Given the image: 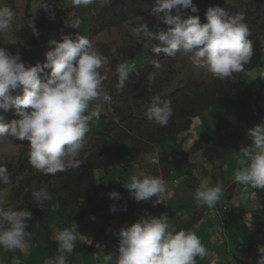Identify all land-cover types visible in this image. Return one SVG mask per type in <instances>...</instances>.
Here are the masks:
<instances>
[{
  "label": "clouds",
  "instance_id": "9594fccd",
  "mask_svg": "<svg viewBox=\"0 0 264 264\" xmlns=\"http://www.w3.org/2000/svg\"><path fill=\"white\" fill-rule=\"evenodd\" d=\"M66 2L68 3V0ZM92 3L93 0H72V4L77 7H86ZM157 3L158 6L152 9L150 15L163 25L156 31L150 30L147 22L138 23L135 27L130 25L131 32L138 42H141V37L158 41L159 43L152 48L154 54L163 53L171 58H175L178 54L188 57L195 67L207 71L216 79L224 80L231 78L233 73L244 71V66L253 55V45L249 39L251 32L243 13L229 15L224 8L209 7L205 13L207 23L201 24L198 15H189L187 19H182L184 10H190L191 13L199 11L193 4V0H157ZM14 18L15 12L10 7L0 6V33L11 28ZM136 19L142 20L141 17ZM78 24L79 21L71 26L76 28ZM164 25L170 27L163 28ZM28 26L32 29L33 35H39L31 20L28 21ZM72 35L75 39L65 35L61 42L52 41L51 44L54 47L45 53V62L28 68L21 61L19 53L14 55L0 47V110L6 112L14 108L16 116L19 117L14 119L15 116L10 122L4 123L3 117L0 116V140L23 141L19 157L23 153L25 141H29V162L45 177L75 173L77 171L73 169L81 167L89 159L93 160L92 168L96 185L89 193V200L80 199L77 204H71L66 211H62L61 205L66 206V203L56 199L52 214L48 218L51 227V217L63 218L67 211L70 213L82 202L92 204L94 191L108 186L107 179L111 168L109 162H106L105 154L110 149L116 151L117 144L133 146V143L139 140L114 142L118 136L114 138L101 154L100 161L105 159L103 162L105 165L86 153L85 138L90 131V121L100 117L99 108H92V102L101 98L105 101L110 99L103 91L105 77L99 71L108 63V59L93 49L90 38L87 36L76 35L74 31ZM153 63L156 69L163 67L160 61ZM134 69V65L127 63L118 65L116 69L119 77L118 89H123L129 74ZM46 70H50V73ZM17 90L19 94L14 95L13 93ZM136 99L141 98L137 96ZM151 99L145 116L150 123L162 129L168 122H172L170 120L173 115L171 100H162L159 96ZM137 100L130 101L128 104L132 106L134 117L143 116V113L136 111L132 105ZM125 106V103L113 101L111 108L113 113L110 114L109 120L118 124L122 123L120 109ZM205 114L206 112L202 116L204 117ZM107 116L105 115L106 119ZM230 117L233 118L231 115ZM260 122L257 121L256 123L259 124L256 125L254 123L255 126L251 125L254 127L247 132L251 145L242 149L247 166L237 169L233 175L234 181L244 186V192L241 195L243 200L247 199L249 187L264 189V122ZM180 134H177V137ZM150 139L164 141L155 136ZM201 141L203 144L204 139ZM118 158L119 161H116V164L119 171L128 169L125 158L121 156ZM19 163L18 158L16 167L7 164L8 169L4 164L0 165V189L4 187L10 189L9 202H11L13 182L10 169H16ZM59 184L60 179L53 178L48 182L47 187H56ZM115 185L121 195L119 206L110 209L112 216L109 223L115 221L110 226L111 230L120 221L116 217L123 218L127 207L138 206L136 215L130 218L132 225H125L117 233L119 243L116 248L115 264H196L197 256L204 258L208 255L207 249L195 231L169 230V219L166 214L141 218L140 207L145 200L155 196L157 199L153 202L154 206L163 202L161 197L166 192V184L162 178L145 175L139 179L132 176L130 182L124 185L123 177H121ZM222 192L220 182H217L215 187H209L205 180L194 191L195 202L212 208L220 200ZM32 196L37 207L41 209H44L46 201L52 199L46 187L33 190ZM109 198L119 199V193L112 192ZM54 208L60 210L54 211ZM30 219H32L30 211L0 208V248L5 251L26 250L31 235L26 230ZM134 219L136 222L133 223ZM76 237V230L59 231L54 237L58 242V255L54 258H46L44 264H69V257L75 252ZM105 259L111 262L113 254H107ZM13 264H21V261L19 258H13ZM256 264H264V246L258 247Z\"/></svg>",
  "mask_w": 264,
  "mask_h": 264
},
{
  "label": "crops",
  "instance_id": "0c3cea01",
  "mask_svg": "<svg viewBox=\"0 0 264 264\" xmlns=\"http://www.w3.org/2000/svg\"><path fill=\"white\" fill-rule=\"evenodd\" d=\"M257 72L259 74L255 75V78L253 77L254 75H249L248 78L258 83L255 91L256 95L263 96L264 66L259 68L255 73ZM242 84L246 87L244 81ZM242 88V92L239 91L240 95L245 94L248 96L245 91L249 88ZM256 102L257 104L254 106V110L257 115L261 116L259 118L261 119L264 117V104L259 98L256 99ZM225 103L230 110L234 111L231 108L232 101L230 98ZM242 103L244 107L241 106L242 109L238 111H242L245 106H249L245 100ZM254 116L252 115V118ZM211 120L213 126L209 125ZM216 122H219L218 119H214L213 117L209 118L206 115L202 123L199 124V139L196 140L201 141L206 136H209L208 140H210L211 136L215 140L222 138L223 142L226 140L227 143L225 145L227 151L225 150L224 154L232 156L226 159L224 164L218 161L223 159V157L216 159L211 155L210 161L206 159L204 151H199L203 153L205 162L203 161L198 165H196L197 163H194V165L190 164L192 168H195L194 171L190 172L187 168L180 165L183 158L187 159L186 156L189 151L185 145L182 147L178 141L174 142L170 139L164 141L139 140L137 143H134L133 146H137L140 157H137L138 154H136L137 156L131 154L126 156L125 161L130 159L134 160L129 161L126 164L128 169L122 171H119L115 161V155L123 157L119 153V149H116L113 154L110 151L106 153V162H109L111 168L110 175L107 179L108 186L94 191V201L92 204L82 202L79 206L74 207L70 213L67 211L64 214V218H58L56 216L50 218L52 229L57 232L64 229L76 230V247L77 245L91 246V250L87 254L78 255L69 264H110L105 259V256L112 253L113 257H115L117 255L116 248L119 243L117 235L119 228L115 225V228L111 230V227L108 226L112 212L110 209L117 208L120 204L121 193L116 190L115 184L121 177H123V183L125 185L130 182L132 176L142 179L145 175L162 178L166 184V192L161 197L163 202L158 205H153V202L157 199L155 196L145 200V203L140 207L142 209L140 214L141 218H148L149 216L159 217L161 214H166L169 219V230L179 231L183 229L195 231L201 243L208 251V255L204 258L196 257V264H242L238 258V254L232 255L226 245V243H230L232 238L235 243L237 241L244 249L248 250L246 255L248 258L245 259L244 264L257 262V250L253 246L245 247L242 240L246 238L243 239L240 232L243 227L248 226L246 224L249 223L247 220L248 215L253 218V222L251 223L252 230L253 225L264 222V189H253L249 187L247 199L243 200L241 199V195L244 192V186L236 183L233 178L234 172L237 169L247 166V160L243 157L242 149L245 148L244 145L247 147L251 145V139L247 135L249 126L246 125L247 127H245L241 122L237 121L235 123L233 119L238 130H227L225 134H221L219 128L223 129L224 127H221L220 122L218 124ZM256 122H254L255 125L259 124ZM238 141H240L239 147L237 145ZM208 142L205 140L204 144H208ZM195 143L196 141L194 140L192 149L196 146ZM205 180L208 182L209 187H215L217 182H220L223 188L220 200L212 208L204 204L198 205L195 202L194 191ZM123 188L125 187L123 186ZM126 191L128 190L126 189ZM112 192L119 193V199H110L109 194ZM88 205H92L90 210L86 208ZM71 214L74 216V219H67L68 215ZM253 231L254 235L259 234L256 230ZM105 238L109 243L104 242ZM95 240L98 241L94 245L93 242ZM28 247L31 249L29 251L27 249L20 251L22 252L20 256L18 255V250L6 253L10 258L7 264H13V258H19L21 264H44L45 259L48 258V252L43 249L39 250L37 245L32 243L31 239L28 240ZM94 250L97 251L95 253L96 256L92 254ZM236 251L235 248V253ZM27 253L30 255H27ZM31 259L34 261L31 262Z\"/></svg>",
  "mask_w": 264,
  "mask_h": 264
},
{
  "label": "rangeland",
  "instance_id": "374dc122",
  "mask_svg": "<svg viewBox=\"0 0 264 264\" xmlns=\"http://www.w3.org/2000/svg\"><path fill=\"white\" fill-rule=\"evenodd\" d=\"M113 0H93V3L88 6H74L72 4V0H68V7L70 8L69 11L66 14H60L57 11H54L55 5L57 0H0V6H8L15 12V18L12 22V26L9 30L0 33V47L5 48L12 54L19 53L20 57L22 56V46L28 42H30L34 39L35 35H33L32 29L28 26V23H26L28 20H31L35 28L37 29L38 33H43L45 36L51 34L52 36H57V33L59 32V28H63V31L65 33L61 32L60 38H62L65 35H68L75 39V37L72 35L73 29L71 28V25H74V22L77 21L76 13L77 10L80 11V19L82 24V34L83 36H86V31L90 29L94 16L100 12L101 9L107 7ZM206 2V0H204ZM208 1H219V6L221 8H224L228 13L229 10L232 11L233 8L237 9V13H243L246 17V20H249L250 23L254 22V19L257 18L256 15V6L253 5V0H208ZM47 5V7H45ZM49 7H52L53 10L49 11ZM74 9V10H73ZM29 14L31 18L29 19ZM51 14V15H50ZM251 15V16H250ZM141 17L142 20H137L136 17H130L127 19H120L116 20L113 24L107 23V29L101 30L98 32H95V34L90 37V42L93 45V49L102 53L104 56L107 57L108 63L105 64L100 70L104 71L105 79L103 81V91L108 95L109 89H110V83H112L113 76L116 74V69L118 65L122 63H127L129 65H134L135 69L143 65H148L151 59V55H153L155 58L160 59V62H162L163 67L161 69H151L153 71V74L151 77L149 75H145L144 79V87L142 91H139L140 93H143L145 98L138 99L136 103H132L134 109L136 111H141L143 113V117H139L137 121H135V125L140 129V133L142 135H145L147 132L155 133L160 128H158L157 125L150 123L145 117V112H147L148 107H150V99L156 96H159L162 100H171L169 99V95L173 92L180 91L181 89H184L186 86L190 85L194 81H209L213 82L214 80H220L214 78L210 73L207 71L195 67L190 59L185 56L177 55L175 58L166 57L163 53L160 54H154L152 51V48L154 45L158 44L159 42H153L152 40L145 39L143 37L140 38L141 42L137 41V38L132 34L130 25L133 27L136 26L138 23L147 22L149 26H153L158 30V27L161 28L163 23H158L156 18L150 14L137 16ZM34 20H38L42 23V26H39L35 24ZM107 22H111V20H108ZM61 23V25H59ZM148 41V42H147ZM151 54V55H150ZM161 57V58H160ZM156 59V60H158ZM264 61V59H263ZM134 69V70H135ZM164 70L166 72L163 77L166 79V81L162 82H156L157 76L159 73ZM241 73L238 72L236 75H240ZM250 75H258L259 73L250 72ZM248 75L243 76V81L246 84V87L243 84L237 85V90L242 92L243 88H249L247 89L246 96L245 94H242L238 96L240 101H232V110H225L224 106L227 105H216L212 107L207 114L209 118L213 117L214 119H218V121L221 123V128H219V132L221 134H225V131H237L238 128L235 126L233 122V118L230 117L232 115L237 116H248L251 117L252 110H254V106H256L257 102L256 99L259 98V100L264 104V95L257 96L256 86L257 82L254 80H251V78ZM236 79L235 77H233ZM229 79V78H228ZM228 81V80H227ZM109 88V89H108ZM251 96H250V95ZM229 99V98H228ZM152 100V99H151ZM245 100L249 106H245V108L242 111L241 106L244 107L242 101ZM99 108L100 111V117L99 119H96L95 121H92V126L90 131L86 134V145L85 148L87 149L86 153L91 157L92 159L99 160V162H102L101 164L105 165V159H102L100 161L101 154L103 150L107 148L109 143L113 141L114 138H116L120 133L123 131L122 123H116L113 121H110V114L113 113L112 111V100H103V98L92 102V108ZM247 108V109H246ZM242 113V115H240ZM105 115L107 116V119L104 118ZM113 116H116L113 114ZM204 117H200V119H195L193 121L192 128L187 131L183 132L178 136V143L182 145H185L186 149L189 151L187 153V159L183 158L181 162V166L184 168H187L190 172L194 171L195 168H192L190 164L202 163L205 159L203 157V153L199 151H195L192 149V145L194 146V140L199 139V124H201V119H204ZM19 117L16 116L14 119H18ZM219 122H216L218 124ZM107 123L108 126L105 128L104 134H97L104 128V124ZM236 123V121H235ZM209 125L213 126L212 120L210 121ZM253 126H250L249 129H251ZM144 141H153L154 139H142ZM217 140V139H216ZM215 138L211 136L209 142L211 144L215 143ZM222 144L227 143L226 140ZM173 141V140H172ZM175 142V141H174ZM239 142H237V145L239 147ZM22 143L23 141L15 140L13 139L12 142H10L7 139L0 140V165L3 164H9L13 167H16L17 160L20 155L21 149H22ZM137 143V142H135ZM178 144V145H179ZM134 145V143H133ZM245 148L247 147L244 145ZM116 149H119V153L122 154V156L125 158L128 155H134L137 157H140L137 146H129L128 144H124L123 146L115 145ZM182 150V149H181ZM110 152L113 154V150L110 149ZM232 155H223V159L218 160L219 162L224 164V161L228 158H231ZM134 159L127 160L126 162L129 163ZM115 161H119V158L117 155H115ZM205 162V161H204ZM76 169V168H75ZM210 169V167H209ZM216 182V180H215ZM9 196H10V189L4 187L3 189H0V208H4L5 206H16L17 204H25L22 201H13L9 202ZM225 199V198H224ZM74 205V203H72ZM92 205H88L86 208L91 209ZM250 209V208H249ZM60 209L54 208V211H58ZM55 215V213H54ZM112 216V215H111ZM64 218V217H63ZM67 219L72 220L74 219V216L68 215ZM250 215L247 216V220L249 223H246L248 226L243 227V229L240 232L241 237L245 240H242L245 247L253 246L255 250H258V247L264 246V222H261L259 224L253 225V230H256L259 234L254 235L253 230L251 228V223L253 222ZM136 222V220H133V223ZM72 223V222H71ZM70 223V224H71ZM114 223V221H111L108 223V226H111ZM261 225V226H260ZM125 225L122 223L120 224L119 230L124 227ZM260 226V227H259ZM28 232H30V238L32 243L37 245L39 250H46L45 245V238L43 235H41L40 230L37 226H28L26 229ZM53 230V229H52ZM119 232V231H118ZM58 232L56 230L52 231V240H55V235ZM232 234L231 232H229ZM33 236V237H32ZM35 236V237H34ZM256 238V239H255ZM28 239V240H29ZM106 240V238H105ZM227 247L230 249V253L232 255L238 254V258L242 264H244L245 259L248 257L242 254L241 249L242 246L240 243H235V241L232 240L230 243H226ZM236 248V253H235ZM31 248L28 247L27 250L29 251ZM110 250V249H108ZM19 256L20 250H18ZM97 251H92V254L96 256ZM27 255H30L27 253ZM15 257V255H13ZM253 258V256H252ZM10 258L5 253L0 258V264H7L8 260ZM244 259V260H242ZM100 260V259H99ZM34 260L31 259V262ZM243 261V262H242ZM11 262V261H10ZM85 262V261H84ZM101 262V260H100ZM253 264H256L253 263Z\"/></svg>",
  "mask_w": 264,
  "mask_h": 264
},
{
  "label": "trees",
  "instance_id": "16d2710c",
  "mask_svg": "<svg viewBox=\"0 0 264 264\" xmlns=\"http://www.w3.org/2000/svg\"><path fill=\"white\" fill-rule=\"evenodd\" d=\"M218 3L220 2L193 0V4L198 8L199 11L197 13H191L190 10H184V16L182 19H187L189 15H198L201 24L207 23L205 17L207 9L209 7L219 6ZM253 5L256 6L255 11L257 18L254 19V22L252 23H250L249 20H245L251 32L249 39L252 41L253 55L251 60L244 66V71L240 72V75L233 73L232 77L229 79L226 78L224 80H214L213 82L194 81L184 89L171 93L169 95V99H171V106L173 108V115L170 118L172 122H168L167 126H163L162 129L156 131L155 133L147 132L145 135H142L139 132L140 129L135 125V121H137L139 117L143 116L134 117L131 110L132 106H129L128 104L130 101L137 100V96H139L141 99L145 98L144 94L139 92L142 91L144 87L145 75L153 74V71L151 70L155 68L153 62L160 61V59L155 58L150 54L153 58L151 59L152 61H150L148 65H145L144 63L143 65L138 66L133 72H131L129 74L128 80L125 83V86L121 90L117 87L119 77L116 72V74L113 76L112 83H110V89L108 88V96L110 97L109 100H112V102L117 100L118 102L125 103L126 106L120 109V118L123 123V131L118 135L117 139H114V142H125L127 140L135 141L138 139L142 140V138L149 139L150 137L154 136L161 138L162 140L171 139L176 141L177 134L190 130L193 120L195 118L201 117L213 106L218 104L226 105L225 102L228 100V98L234 102L237 100L240 101L238 98L240 93L237 90V85L242 84L243 76L248 75L251 71H257L259 68L263 67L264 64V0H253ZM156 6H158L157 0H113L107 7L101 9L100 12L94 16L90 29L85 32L86 36L87 38H90V36H93L95 32L106 30L107 23L113 24L116 20L150 14L152 9ZM69 9L70 8L68 7L66 0H57L54 11H57L60 14H66ZM52 10L53 8L49 7V11ZM237 12L238 10L233 8L232 11L229 10V15L237 14ZM76 17L77 21H79L78 27L71 28L76 33V35H82L81 32L83 31V28L79 10H77ZM30 18L31 16L29 14V19ZM108 20H111V22H107ZM28 21L26 23H28ZM77 21H75L74 24ZM34 22L35 24L42 26V23L38 20H34ZM59 25H61V23H59ZM148 27L150 30H157L153 26L148 25ZM167 27L170 26H163V28ZM58 30L59 32L57 33V36H52L51 34L45 36L41 32L39 35H35L30 44L26 42L22 46L21 61L25 64L26 68L35 66L37 63L43 64L45 62V53L49 50H52L54 47L51 42L62 41L60 35L61 32L65 33V31H63V28H59ZM152 41L156 42L154 40ZM46 71L50 73V70ZM99 71L101 75L105 77L106 74L104 71ZM164 72L166 71L162 70L159 75H156V82L166 81V79L163 77V75L166 74ZM13 94H19V90ZM114 108L116 110L118 109V107ZM225 110L227 111L230 109L225 106ZM15 112L16 110L14 108H11L6 112L4 110H0V116L3 117V122H10L12 118L16 116ZM252 114L255 115L254 118H252V116L235 117L236 115H234L233 118H235L238 122H241L245 127H247L246 125L250 127L251 125H254V122H256V120L261 117L260 115L256 114L255 110H252ZM240 115H242V113H240ZM144 118L147 119L146 116ZM93 120L95 121L96 119L93 118ZM92 121H90V129L92 126ZM259 121L264 122V117L259 119ZM104 125V128H102V130L97 134H104L105 128L108 126V124L105 123ZM208 139L209 136H206L204 141L206 140L208 142ZM202 142L203 141L197 142L194 150L201 152L204 151V155L207 160L211 161V155L216 159H220L223 157L225 150L227 151L226 145L225 143L222 144L221 139L215 141L214 144H210L209 142L208 144H202ZM29 146L30 142L25 141L23 153L19 158V166L16 169H10L13 178V182L11 184L12 189L10 201L13 202L14 200H19L25 204H17L13 207L5 206L4 209L7 210L8 208H12L16 211H30L32 213V219L28 221V226H37L39 228L41 235H43L45 238L44 243L46 245V251L48 252L47 256L48 258H54L56 255H58V242L52 241L51 239L52 227L50 226L48 218L52 214V209L56 199L65 201L66 206L61 205L62 211H66L72 203H74V205L77 204V201L80 199L89 200V193L96 185L94 171L92 168L93 160L89 159L81 167L73 169L77 171L75 173L62 174L58 177H45L41 175V172L37 171L31 166L29 162ZM4 166H7L9 169L7 164H4ZM53 178H59L60 184L56 187H47L48 182ZM43 187L47 188L48 192L52 195V199L50 201H46L44 209H41L37 207L36 202L33 201L32 192L33 190H39ZM137 208L138 206L127 207L125 213L123 214V218L116 217L120 220L116 226H120L122 223L124 225L131 226L132 224L130 223V218H134L137 213ZM104 242L109 243L108 240H104ZM90 250L91 246L89 245H77L75 252L69 257V262L74 261L78 255L87 254ZM241 252L244 256H246L248 250L242 247ZM3 253H9V251H5L0 248V257ZM110 264H115V257H113V260L110 262Z\"/></svg>",
  "mask_w": 264,
  "mask_h": 264
},
{
  "label": "bare ground",
  "instance_id": "6f19581e",
  "mask_svg": "<svg viewBox=\"0 0 264 264\" xmlns=\"http://www.w3.org/2000/svg\"><path fill=\"white\" fill-rule=\"evenodd\" d=\"M143 139V138H142ZM144 139H148V138H144ZM114 223H115V221H114ZM118 227V226H117ZM119 228V227H118ZM107 240V239H106Z\"/></svg>",
  "mask_w": 264,
  "mask_h": 264
}]
</instances>
